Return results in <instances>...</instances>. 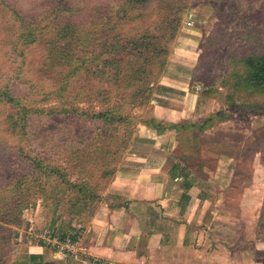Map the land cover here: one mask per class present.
Segmentation results:
<instances>
[{
    "label": "rangeland",
    "instance_id": "1",
    "mask_svg": "<svg viewBox=\"0 0 264 264\" xmlns=\"http://www.w3.org/2000/svg\"><path fill=\"white\" fill-rule=\"evenodd\" d=\"M247 60L264 62V0H0V264L83 236L155 131H178L174 153L195 167L206 143L230 157L210 190L216 223L235 220L264 185V84ZM168 63L166 77L193 71L205 117L154 118L164 97L185 102L162 85Z\"/></svg>",
    "mask_w": 264,
    "mask_h": 264
},
{
    "label": "crops",
    "instance_id": "2",
    "mask_svg": "<svg viewBox=\"0 0 264 264\" xmlns=\"http://www.w3.org/2000/svg\"><path fill=\"white\" fill-rule=\"evenodd\" d=\"M195 60L192 56L183 63L195 65ZM169 67L168 63L165 74ZM181 74L180 81L164 75L162 85L182 93L185 102L164 97L171 106H156L155 119L177 124L207 115L206 102L190 91L193 71ZM175 131H155L159 148L154 142L146 143L152 148L133 155L134 162L111 182L83 226L77 258L32 245L25 253L34 264H264V185L244 190L235 220L216 223L214 215L222 206L214 205L210 189L220 169L214 172L211 167L230 157L206 143L202 168L195 167L190 157L174 153L180 143ZM250 195L255 202L247 200ZM214 228H220V233L215 234Z\"/></svg>",
    "mask_w": 264,
    "mask_h": 264
},
{
    "label": "trees",
    "instance_id": "3",
    "mask_svg": "<svg viewBox=\"0 0 264 264\" xmlns=\"http://www.w3.org/2000/svg\"><path fill=\"white\" fill-rule=\"evenodd\" d=\"M148 38H150V37H147V39ZM246 65L248 67H252V65H253L255 72H254V75L252 78L254 80H256L258 84H264V62L262 64L258 65V64H254V62L252 60H247ZM152 122H155L154 119H152ZM83 194H84V197L82 198V200L85 201V203H86L88 201V198L91 197V195L88 194L87 189L83 192ZM100 200H101V197L100 198L98 197V200L96 199L97 204L100 202ZM95 210L96 209H94V212H95Z\"/></svg>",
    "mask_w": 264,
    "mask_h": 264
},
{
    "label": "built area",
    "instance_id": "4",
    "mask_svg": "<svg viewBox=\"0 0 264 264\" xmlns=\"http://www.w3.org/2000/svg\"><path fill=\"white\" fill-rule=\"evenodd\" d=\"M79 242H80V236L74 239H67L65 242L62 243L56 242L57 243L56 249L58 250V252L61 253L69 252L71 253L72 257L77 258L79 256V250H78Z\"/></svg>",
    "mask_w": 264,
    "mask_h": 264
}]
</instances>
